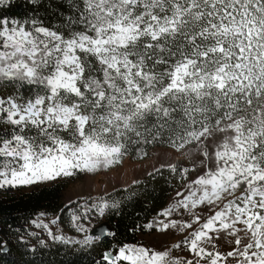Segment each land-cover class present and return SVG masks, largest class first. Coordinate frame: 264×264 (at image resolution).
Here are the masks:
<instances>
[{"label":"snow or ice","instance_id":"obj_1","mask_svg":"<svg viewBox=\"0 0 264 264\" xmlns=\"http://www.w3.org/2000/svg\"><path fill=\"white\" fill-rule=\"evenodd\" d=\"M0 264H264V0H0Z\"/></svg>","mask_w":264,"mask_h":264},{"label":"trees","instance_id":"obj_2","mask_svg":"<svg viewBox=\"0 0 264 264\" xmlns=\"http://www.w3.org/2000/svg\"><path fill=\"white\" fill-rule=\"evenodd\" d=\"M162 186H163V185H162ZM48 191L50 192L51 190H48ZM29 195L33 198V200H36V199H43V198H44V195H43L42 193H33V194H29ZM164 195H165L164 193H161L159 187H158V188L156 189V191L153 193V196L161 197V198H163ZM19 202H20L19 200L15 201V203H19ZM159 202H161V201H157V203H159ZM148 207H151V205H148ZM140 210H141V207L138 206V207H137V211H140ZM129 211H132V209H129Z\"/></svg>","mask_w":264,"mask_h":264},{"label":"rangeland","instance_id":"obj_3","mask_svg":"<svg viewBox=\"0 0 264 264\" xmlns=\"http://www.w3.org/2000/svg\"><path fill=\"white\" fill-rule=\"evenodd\" d=\"M130 175H131V173L126 174L125 176L122 177V179L127 180Z\"/></svg>","mask_w":264,"mask_h":264}]
</instances>
